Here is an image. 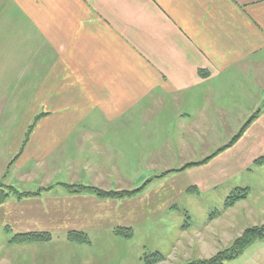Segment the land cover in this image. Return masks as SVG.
<instances>
[{
	"label": "crops",
	"instance_id": "0c3cea01",
	"mask_svg": "<svg viewBox=\"0 0 264 264\" xmlns=\"http://www.w3.org/2000/svg\"><path fill=\"white\" fill-rule=\"evenodd\" d=\"M9 103H23L30 120H5ZM255 115L210 172L214 182L264 156V0H0V150L7 145L9 170L0 185L39 193L0 205L1 260L15 264L38 248L13 243L14 233L70 242L71 232L90 240L99 227L110 231L122 202L65 185L137 190L143 165L175 173L186 165L179 159L208 155L207 143L231 141ZM9 128L19 130L3 141ZM194 185L188 192L208 190L203 178Z\"/></svg>",
	"mask_w": 264,
	"mask_h": 264
},
{
	"label": "rangeland",
	"instance_id": "374dc122",
	"mask_svg": "<svg viewBox=\"0 0 264 264\" xmlns=\"http://www.w3.org/2000/svg\"><path fill=\"white\" fill-rule=\"evenodd\" d=\"M4 119L19 124L23 120H30V117H27V113L23 111V103L15 105L9 103L4 113ZM31 120L33 119L31 118ZM31 127L26 130L25 137L28 136ZM14 130L18 131L19 129H6L7 134L3 135L5 138L3 141L12 136ZM217 140L220 139L214 138L211 142L215 143L205 145L210 152L208 155L190 154L188 158L179 159L177 162L182 161L186 165L176 170L175 173H168L166 177H161V174L158 176V173L148 170L150 164L143 165L142 177H135L146 182L137 189L138 194H142H136L124 200H116L122 204L111 211L110 231L108 226L104 225V228L97 229L103 231L90 233L89 242L91 244L68 242L65 240L64 234L54 233L49 243L34 244L38 247L34 249L36 251L15 256V264H145V256L155 253H160L165 257V260L159 264H186L197 259L209 258L220 250L228 248L247 228L264 225V162L263 164L256 163L257 167H249L253 172H248V169L239 176L215 177L214 182V177L209 176L210 172L215 170L217 164L220 165L218 160L227 157L226 154H229L230 149H233L239 141L225 148L232 139L227 141L228 143ZM3 146L0 150V179L5 177L3 176L4 172L7 175L9 171L5 165L8 149L7 145ZM200 148L202 149V146ZM233 152L231 151V153ZM18 157L19 155L12 160V164ZM262 158L264 156L260 159ZM163 161L171 163L172 160L171 158L160 160L161 163ZM145 162H148L147 159L143 160L142 164ZM189 168L191 170L186 171ZM201 178H203L204 184L208 185L206 190L209 191L188 192L194 188V180ZM223 178L226 181L218 187L219 183L217 182L220 179L224 181ZM1 186L2 188L11 187L4 184ZM237 189H249V196L235 207L225 210L227 198ZM102 190L137 191L130 189ZM137 195L138 197H136ZM155 203L157 204L155 205ZM217 212L221 214L211 219V216L213 217V214ZM108 215L109 213L106 212L107 217ZM116 226L132 229V236L127 238L119 235L116 232L119 228ZM113 227H116L115 233L114 230L111 231ZM189 227L192 229L189 230ZM8 228L16 227L15 224H12ZM15 234L13 237L16 236ZM198 240H203L205 243L196 245ZM192 243L201 246L193 248V245H190L189 247L188 245ZM206 243L208 244L205 246ZM40 250L45 253H41ZM3 252L0 251V264H6L4 260H1ZM228 264H264V240L254 243L240 258Z\"/></svg>",
	"mask_w": 264,
	"mask_h": 264
},
{
	"label": "trees",
	"instance_id": "16d2710c",
	"mask_svg": "<svg viewBox=\"0 0 264 264\" xmlns=\"http://www.w3.org/2000/svg\"><path fill=\"white\" fill-rule=\"evenodd\" d=\"M44 115H39L36 120H39ZM256 118V115L251 118V120L245 124V126L241 129V131L232 139V141L228 144V148L235 144L240 138L243 136L244 132L246 131L247 127L251 124V122ZM33 129V127H31ZM31 129V131H32ZM29 131L28 136L26 137L22 150L24 146L28 142V137L31 134ZM21 150V151H22ZM264 158L259 159L256 161L258 164H263ZM67 189L74 194H82V193H90L94 195L99 200H124L126 198L133 197L134 195L138 194L139 191H105L96 187H86L81 185H67ZM249 189H237L231 193V195L227 198L225 202V210H229L235 207L239 202L247 199L249 196ZM10 194H15L17 198L23 199L25 197L36 196L39 193H21L14 189L13 187H0V205L4 204ZM221 214L217 212L211 216V219L216 217L217 215ZM119 235L125 236L130 238L132 236L133 230L129 228H119L116 231ZM52 239L50 233H29V234H18L13 238V243L15 244H41V243H48ZM68 240L72 243L78 244H85L90 243L89 238L85 233L80 232H71L68 234ZM264 240V225L254 226L247 228L239 237H237L234 242L228 247L223 250H220L215 255L204 258V259H197L192 262H188L186 264H228L238 258H240L245 251L251 247L254 243L258 241ZM165 260V257L160 253H155L152 255L145 256V264H159Z\"/></svg>",
	"mask_w": 264,
	"mask_h": 264
}]
</instances>
